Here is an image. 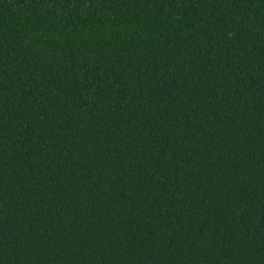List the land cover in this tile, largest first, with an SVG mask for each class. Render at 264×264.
Here are the masks:
<instances>
[{"label": "trees", "instance_id": "trees-1", "mask_svg": "<svg viewBox=\"0 0 264 264\" xmlns=\"http://www.w3.org/2000/svg\"><path fill=\"white\" fill-rule=\"evenodd\" d=\"M0 264H264V0H0Z\"/></svg>", "mask_w": 264, "mask_h": 264}]
</instances>
